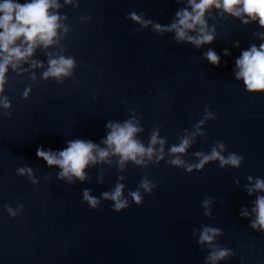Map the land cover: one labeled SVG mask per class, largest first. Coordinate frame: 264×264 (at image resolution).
Masks as SVG:
<instances>
[{"label": "water", "instance_id": "obj_1", "mask_svg": "<svg viewBox=\"0 0 264 264\" xmlns=\"http://www.w3.org/2000/svg\"><path fill=\"white\" fill-rule=\"evenodd\" d=\"M56 3L60 7L49 11L62 17L58 42L37 46L16 70L9 65L0 92V264H211L208 256L218 248L234 255L215 264H264V232L250 226L264 191L248 194L257 178L264 180V92H249L235 75L241 52L264 43V28L212 8L205 20L214 41L197 48L154 28L170 25L187 0ZM132 12L152 23H137ZM209 49L219 65L205 59ZM60 56L75 61L71 74L43 79L48 60ZM34 61L43 67L33 68ZM128 120L142 129L134 138L146 148L158 132L163 159L155 154L159 143L142 165L126 161L121 167L110 155L87 166L83 182L73 176L69 183L57 178L59 167L36 156L38 147L58 152L75 139L104 148L106 124ZM185 138V152L170 154ZM213 148L225 159L230 153L244 159L238 167L213 159L186 170L202 158L196 153L210 155ZM177 156L185 166L166 163ZM20 168L31 175L19 174ZM142 179L156 187L151 194L140 188L144 199L137 206L129 193ZM118 183L130 205L120 212L102 196ZM84 189L99 201L96 209L83 199ZM206 226L221 232L200 244Z\"/></svg>", "mask_w": 264, "mask_h": 264}, {"label": "clouds", "instance_id": "obj_2", "mask_svg": "<svg viewBox=\"0 0 264 264\" xmlns=\"http://www.w3.org/2000/svg\"><path fill=\"white\" fill-rule=\"evenodd\" d=\"M64 2L70 4L73 0H64ZM187 5L188 7L181 8L176 12L175 20L170 25L154 24L155 30L157 32H174L177 43L187 41L197 48L203 44H210L214 41L215 34L207 26L205 13L212 8L222 9L224 13L234 17H246L241 20L243 24L258 21L260 28H264V0H187ZM59 7L60 5L56 3V0H30V2L23 4L16 2V0H3L0 3V92L4 90L5 73L9 65L13 70H16L18 62L27 61L37 46L48 48L58 42L55 38L57 37V30L62 27L59 23L62 17L55 12L50 13L49 10ZM129 15L132 20L144 26L152 23L150 20H143L135 12ZM64 31H67L66 27ZM190 32H195L196 35H190ZM260 35L264 39V33ZM18 40L20 41L19 45L16 43ZM236 46H239L238 42ZM229 54L228 50L225 49L224 55L228 56ZM205 59L213 66L219 65L220 57L211 49L205 53ZM74 64L75 61L71 57L50 58L48 69L43 72L42 78L53 77L59 80L62 76H69ZM235 65L238 69L235 73L236 79H242L249 92H264V43H261L259 47L252 45L248 50L242 51L240 57L236 59ZM32 67H43V63L34 61ZM3 106L5 108L10 106L6 98ZM7 116L11 117V113H7ZM106 128L109 131L106 138L101 141L105 145L104 148L91 140L75 139L68 141L67 147L58 152L38 147L36 156L44 160L48 167H59L61 171L57 178H68L69 183L73 182L71 179L73 176L83 182L86 179L85 168L90 164L94 165L101 161H107L110 155L119 157L121 167L124 166L126 161H132L137 165L145 164L146 161L143 158L147 157L151 160L154 154L153 146L157 143L161 146L158 150H155L157 161L163 159L165 141L164 139L158 140L157 131L152 133L150 143L146 148L134 138L135 134L142 131V129L135 126L131 120L125 121L123 124L109 122L106 124ZM189 143L190 141L187 138L182 139L178 146L174 145L170 148V154L184 153ZM218 146L221 149L224 147L221 142H218ZM195 155L202 158L199 163L187 165L186 170L188 172H191L193 168L198 170L203 168L208 161L213 159H219L221 167L224 164L238 167L244 159L243 156H237L234 153H230L225 159L216 148L212 149L210 155L199 152ZM166 163L177 167L185 166L184 161L179 156L166 161ZM17 171L21 175L25 172L31 175L32 170L30 168H20ZM120 179H123V177H120ZM248 179L251 181L252 177L249 176ZM123 187L122 184L118 183L111 193H102L104 199L114 202L113 210L116 212L130 206L128 200L122 195ZM154 187H156L154 183L142 179L137 191L130 192L129 195L135 204L139 206L144 199L139 189L142 188L145 192L151 194ZM90 191V189H84L83 199L87 201L90 209H96L99 201L89 194ZM255 191H264V180L257 178L255 185L248 188L249 195H252ZM208 203L209 200L205 199L204 206L207 207ZM252 212L255 214V220L251 222V228L264 232V196H257ZM9 214L15 216L11 209H9ZM208 214L206 211L205 215ZM241 216L247 217V210H243ZM220 232L221 230L218 228L206 226L200 232L198 243L211 244L214 237ZM230 254L234 255L227 248H218L210 252L208 261L215 264L217 260L224 259Z\"/></svg>", "mask_w": 264, "mask_h": 264}]
</instances>
